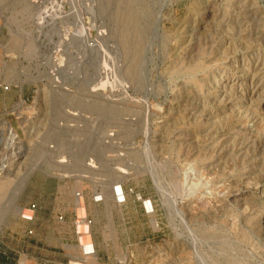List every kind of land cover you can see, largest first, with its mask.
Segmentation results:
<instances>
[{
  "label": "rangeland",
  "instance_id": "obj_1",
  "mask_svg": "<svg viewBox=\"0 0 264 264\" xmlns=\"http://www.w3.org/2000/svg\"><path fill=\"white\" fill-rule=\"evenodd\" d=\"M0 99V264H264V0H0Z\"/></svg>",
  "mask_w": 264,
  "mask_h": 264
},
{
  "label": "built area",
  "instance_id": "obj_2",
  "mask_svg": "<svg viewBox=\"0 0 264 264\" xmlns=\"http://www.w3.org/2000/svg\"><path fill=\"white\" fill-rule=\"evenodd\" d=\"M6 89H8V88H6ZM114 191H115L114 197H115L116 202L118 204L126 203V195H125V191H124L123 187L121 185L119 187L115 186ZM145 204H146V202H145ZM151 206H152V204H151ZM145 208L148 212L149 208H147V206ZM150 209H152V207H150ZM60 219H62V217ZM86 221H87V217H80L79 215L76 214V224L78 225V227L80 225L86 224ZM83 252L85 253V251H83Z\"/></svg>",
  "mask_w": 264,
  "mask_h": 264
},
{
  "label": "bare ground",
  "instance_id": "obj_3",
  "mask_svg": "<svg viewBox=\"0 0 264 264\" xmlns=\"http://www.w3.org/2000/svg\"><path fill=\"white\" fill-rule=\"evenodd\" d=\"M11 133V132H10ZM14 136V135H13ZM14 138H15V136H14ZM13 139V138H12ZM11 139V140H12ZM14 140V139H13ZM174 208V207H173ZM172 208V209H173ZM171 209V208H170ZM78 214V213H77ZM79 216H81L80 214H78ZM83 229V230H82ZM79 232L80 233H82V234H87L88 235V233H89V229H88V226H86L85 224H83V225H80L79 226Z\"/></svg>",
  "mask_w": 264,
  "mask_h": 264
},
{
  "label": "crops",
  "instance_id": "obj_4",
  "mask_svg": "<svg viewBox=\"0 0 264 264\" xmlns=\"http://www.w3.org/2000/svg\"><path fill=\"white\" fill-rule=\"evenodd\" d=\"M8 103H9L8 100H1V99H0V113H1V110H2L4 107H6ZM76 214H77V212H76ZM77 215H78V214H77ZM90 237H91V233H90ZM91 240H92V238H91Z\"/></svg>",
  "mask_w": 264,
  "mask_h": 264
}]
</instances>
